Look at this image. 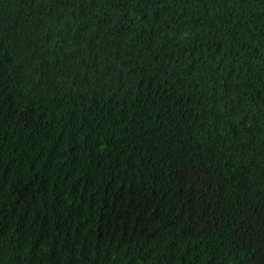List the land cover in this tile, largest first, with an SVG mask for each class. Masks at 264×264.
Segmentation results:
<instances>
[{
	"label": "trees",
	"instance_id": "obj_1",
	"mask_svg": "<svg viewBox=\"0 0 264 264\" xmlns=\"http://www.w3.org/2000/svg\"><path fill=\"white\" fill-rule=\"evenodd\" d=\"M64 263L264 264V0H0V264Z\"/></svg>",
	"mask_w": 264,
	"mask_h": 264
},
{
	"label": "clouds",
	"instance_id": "obj_2",
	"mask_svg": "<svg viewBox=\"0 0 264 264\" xmlns=\"http://www.w3.org/2000/svg\"><path fill=\"white\" fill-rule=\"evenodd\" d=\"M114 206H115L114 207L115 212H117L120 208H122V206H120L117 202L114 203ZM100 210H102V207L99 209V211ZM105 210L110 213V208L109 207H107ZM64 264H70V263H64Z\"/></svg>",
	"mask_w": 264,
	"mask_h": 264
}]
</instances>
